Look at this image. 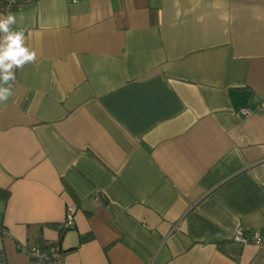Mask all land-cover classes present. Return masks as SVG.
<instances>
[{
	"label": "crops",
	"instance_id": "crops-1",
	"mask_svg": "<svg viewBox=\"0 0 264 264\" xmlns=\"http://www.w3.org/2000/svg\"><path fill=\"white\" fill-rule=\"evenodd\" d=\"M9 12L36 58L0 102V264L55 240L64 264H264L232 239L264 234V108L239 114L264 101V0Z\"/></svg>",
	"mask_w": 264,
	"mask_h": 264
},
{
	"label": "built area",
	"instance_id": "built-area-1",
	"mask_svg": "<svg viewBox=\"0 0 264 264\" xmlns=\"http://www.w3.org/2000/svg\"><path fill=\"white\" fill-rule=\"evenodd\" d=\"M33 0H0V11L7 12L10 9L19 6L21 3L31 2ZM264 108V101L258 102L254 107L244 106L239 109V114L242 116H249L254 112ZM98 195H95V199ZM75 212V205H67L66 207V218L63 221L62 227L69 228L73 224V214ZM0 232H5L3 227L0 225ZM232 239L241 243H254L260 249L264 250V234L258 231H251L249 236L243 234V230L238 228L232 235ZM17 250L19 253L27 257V264H64L66 252L61 248L58 240L52 241L48 244L39 246L32 245L26 247L18 244Z\"/></svg>",
	"mask_w": 264,
	"mask_h": 264
},
{
	"label": "clouds",
	"instance_id": "clouds-1",
	"mask_svg": "<svg viewBox=\"0 0 264 264\" xmlns=\"http://www.w3.org/2000/svg\"><path fill=\"white\" fill-rule=\"evenodd\" d=\"M14 24L16 17L11 12L0 15V33H3L0 37V102H6L13 95L8 82L15 80L14 69L23 68L36 58V52L25 46L24 32L11 30Z\"/></svg>",
	"mask_w": 264,
	"mask_h": 264
},
{
	"label": "trees",
	"instance_id": "trees-1",
	"mask_svg": "<svg viewBox=\"0 0 264 264\" xmlns=\"http://www.w3.org/2000/svg\"><path fill=\"white\" fill-rule=\"evenodd\" d=\"M9 193H10V191H9L8 188H1V187H0V199H2V200H6V199L9 197ZM65 229H66V228L60 226V227H59V231H60V233H62ZM86 238H87V236H81V237H80V240H84V239H86ZM33 245H39V246H42V245H45V244L42 242V243H37V244H33ZM31 246H32V245H31Z\"/></svg>",
	"mask_w": 264,
	"mask_h": 264
}]
</instances>
